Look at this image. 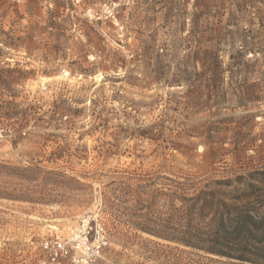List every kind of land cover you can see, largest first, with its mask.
<instances>
[{
	"label": "rangeland",
	"instance_id": "rangeland-1",
	"mask_svg": "<svg viewBox=\"0 0 264 264\" xmlns=\"http://www.w3.org/2000/svg\"><path fill=\"white\" fill-rule=\"evenodd\" d=\"M261 167L264 0H0V264L92 214L96 264H244L134 223L189 174ZM145 212L167 227L168 197Z\"/></svg>",
	"mask_w": 264,
	"mask_h": 264
},
{
	"label": "trees",
	"instance_id": "trees-1",
	"mask_svg": "<svg viewBox=\"0 0 264 264\" xmlns=\"http://www.w3.org/2000/svg\"><path fill=\"white\" fill-rule=\"evenodd\" d=\"M209 53L219 63L218 48ZM195 76L184 70L172 82L194 88ZM163 195L169 204L167 227L143 213ZM139 204L143 209L134 226L141 233L244 264H264V167L222 177L189 174L168 193L158 191Z\"/></svg>",
	"mask_w": 264,
	"mask_h": 264
},
{
	"label": "built area",
	"instance_id": "built-area-1",
	"mask_svg": "<svg viewBox=\"0 0 264 264\" xmlns=\"http://www.w3.org/2000/svg\"><path fill=\"white\" fill-rule=\"evenodd\" d=\"M41 246V264H96L109 246V239L99 215L92 214L82 217L67 239L56 237Z\"/></svg>",
	"mask_w": 264,
	"mask_h": 264
}]
</instances>
